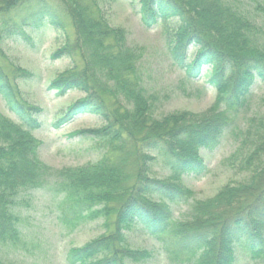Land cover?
<instances>
[{"label": "trees", "instance_id": "obj_1", "mask_svg": "<svg viewBox=\"0 0 264 264\" xmlns=\"http://www.w3.org/2000/svg\"><path fill=\"white\" fill-rule=\"evenodd\" d=\"M139 6L144 25L163 27L169 43H176L172 59L190 80L209 68L207 83L225 90L219 98L225 109L197 123L184 114L155 118L139 57L126 45V35L115 34L111 42L108 26L81 0H0V40L16 37L33 53L34 34L53 29L67 37L68 25L74 27L76 41L67 37L51 59L78 55L83 67L77 63L49 89L60 97L72 91L85 96L53 127L59 130L80 116L99 117L102 129L73 136L89 135L106 147L102 158L82 168L58 171L41 163L33 133L44 127V110L20 99L0 65V97L16 118L0 113V247L21 241L23 209L43 193L57 203L59 219L71 231L100 220L105 227L96 241L68 254L69 264H142L151 253L124 250L128 231L138 228L171 260L236 264L241 247L264 264V119L247 131L254 139L242 156L248 172L243 182L198 200L182 181L209 173L202 151L219 145L255 86L264 85V29L227 0H139ZM191 49H196L192 60ZM156 155L167 163L168 180L151 177ZM181 205L187 210L177 217Z\"/></svg>", "mask_w": 264, "mask_h": 264}, {"label": "rangeland", "instance_id": "obj_2", "mask_svg": "<svg viewBox=\"0 0 264 264\" xmlns=\"http://www.w3.org/2000/svg\"><path fill=\"white\" fill-rule=\"evenodd\" d=\"M94 18L101 19L109 28L110 41L115 34L126 35V45L139 57V70L144 79V87L151 99L152 115L162 119L165 116L188 115L193 122H202L225 109L219 105V98L225 90L216 91L207 83L206 68L201 78L190 80L185 71L174 63L172 49L176 43H169L162 28H147L139 11V0H81ZM242 13L248 14L264 29V0H227ZM67 37L72 44L76 41V31L68 25ZM264 34V30H263ZM66 36L60 31L48 29L44 34H34L37 51L33 53L16 37L0 40V65L9 75L20 99L31 105L40 106L44 113L41 117L44 127L34 132L36 143L41 145L38 158L41 163L54 170L82 168L96 163L106 152V147L99 140L89 136H73L81 132L100 130L104 121L96 116H80L61 128L53 124L63 117L69 107L83 98V92L72 91L65 96H58L50 90L52 82L60 75L73 72V67H83V58L51 57L67 44ZM264 39V35L262 36ZM175 40V39H174ZM174 40H172L174 42ZM171 41V42H172ZM196 49H191L192 60ZM76 58V59H75ZM76 60V61H75ZM109 105H111L108 102ZM246 106L235 117L232 127L223 135L219 145L213 150L202 151V158L210 169L209 173L196 179L184 177L187 189L196 193V199L208 200L221 193L222 189L243 182L248 172L242 168V156L252 148L254 138L248 136V129L255 120L264 119V85L258 84L249 95ZM0 113L16 120L0 97ZM254 127V126H253ZM256 131L255 127L252 133ZM251 142V143H250ZM244 143V146L242 144ZM240 149L245 150L240 151ZM238 157H233L234 154ZM244 153V154H243ZM164 158L156 155L152 164L151 177L168 180L170 171ZM31 207H24V222L21 224V241L17 244L0 247V263L4 264H69L67 256L71 251L86 247L105 233L102 220L85 224L80 229L71 231L59 219L57 203L48 196L36 194ZM26 208V209H25ZM187 207L175 208L177 217L185 214ZM124 250L134 253L148 252L142 264H189L171 260L161 244L152 237L144 235L140 228L127 233ZM236 264H261L253 261L241 247L236 249Z\"/></svg>", "mask_w": 264, "mask_h": 264}]
</instances>
